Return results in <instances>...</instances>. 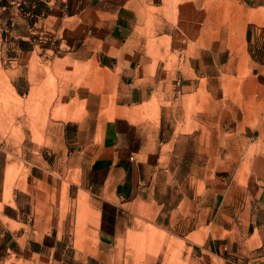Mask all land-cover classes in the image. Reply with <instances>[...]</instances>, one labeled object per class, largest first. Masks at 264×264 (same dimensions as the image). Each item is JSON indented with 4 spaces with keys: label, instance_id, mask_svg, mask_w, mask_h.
<instances>
[{
    "label": "rangeland",
    "instance_id": "obj_1",
    "mask_svg": "<svg viewBox=\"0 0 264 264\" xmlns=\"http://www.w3.org/2000/svg\"><path fill=\"white\" fill-rule=\"evenodd\" d=\"M0 264H264V0H0Z\"/></svg>",
    "mask_w": 264,
    "mask_h": 264
},
{
    "label": "crops",
    "instance_id": "obj_2",
    "mask_svg": "<svg viewBox=\"0 0 264 264\" xmlns=\"http://www.w3.org/2000/svg\"><path fill=\"white\" fill-rule=\"evenodd\" d=\"M124 57V56H122ZM192 223V219L187 220L184 224H182L180 227L183 228V226H189Z\"/></svg>",
    "mask_w": 264,
    "mask_h": 264
},
{
    "label": "built area",
    "instance_id": "obj_3",
    "mask_svg": "<svg viewBox=\"0 0 264 264\" xmlns=\"http://www.w3.org/2000/svg\"><path fill=\"white\" fill-rule=\"evenodd\" d=\"M16 0H13V2H15Z\"/></svg>",
    "mask_w": 264,
    "mask_h": 264
}]
</instances>
